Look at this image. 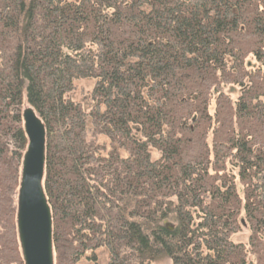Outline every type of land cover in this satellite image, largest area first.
<instances>
[{
    "label": "trees",
    "instance_id": "obj_1",
    "mask_svg": "<svg viewBox=\"0 0 264 264\" xmlns=\"http://www.w3.org/2000/svg\"><path fill=\"white\" fill-rule=\"evenodd\" d=\"M25 105L54 264H264V0H0V264Z\"/></svg>",
    "mask_w": 264,
    "mask_h": 264
},
{
    "label": "water",
    "instance_id": "obj_2",
    "mask_svg": "<svg viewBox=\"0 0 264 264\" xmlns=\"http://www.w3.org/2000/svg\"><path fill=\"white\" fill-rule=\"evenodd\" d=\"M22 117L28 144L22 158L16 200L20 252L24 264H54L52 218L42 189L45 129L30 109Z\"/></svg>",
    "mask_w": 264,
    "mask_h": 264
},
{
    "label": "rangeland",
    "instance_id": "obj_3",
    "mask_svg": "<svg viewBox=\"0 0 264 264\" xmlns=\"http://www.w3.org/2000/svg\"><path fill=\"white\" fill-rule=\"evenodd\" d=\"M250 62H253V60H250ZM92 85H93V82L92 80H80V81H77L74 85V89L73 91L69 94V97L73 100V101H76L84 106L89 105L88 103V95L91 91V88H92ZM226 93H229L230 96L235 99L236 98V95L238 93V91L234 88V89H228L226 88L225 89ZM25 107H28L25 105ZM212 109V108H211ZM248 230L243 228L242 231L238 234H236L234 237H233V240L235 242H239V243H243V244H247V239H248ZM98 255H97V263L96 264H104L107 260V256H106V253L101 250L99 252H97ZM83 264V263H82ZM85 264V263H84ZM91 264H95V263H92ZM155 264H168L167 262H162V263H155Z\"/></svg>",
    "mask_w": 264,
    "mask_h": 264
},
{
    "label": "bare ground",
    "instance_id": "obj_4",
    "mask_svg": "<svg viewBox=\"0 0 264 264\" xmlns=\"http://www.w3.org/2000/svg\"><path fill=\"white\" fill-rule=\"evenodd\" d=\"M27 109H30L33 113H34V115L38 118V116L36 115V113L34 112V110L32 109V108H30V107H25L24 108V110H23V112L25 111V110H27ZM23 114V113H22ZM39 119V118H38ZM40 120V119H39ZM22 121H23V117H22ZM41 121V120H40ZM42 123V122H41ZM23 129H24V121H23ZM45 129V128H44ZM25 133V132H24ZM25 136H26V134H25ZM45 136H46V132H45ZM45 136H44V146H45ZM26 138H27V136H26ZM27 144H28V139H27ZM27 147V146H26ZM26 150V149H25ZM25 153V152H24ZM24 155V154H23ZM23 158V157H22ZM21 163H22V160H21ZM20 171H21V168H20ZM43 176H44V174H43ZM19 182H20V175H19ZM18 187H19V184H18ZM42 189H43V185H42ZM43 192H44V190H43ZM45 195V194H44ZM46 197V196H45ZM47 200V199H46ZM48 204V203H47ZM49 206V205H48ZM16 207H17V203H16ZM16 212H17V208H16ZM15 223H16V215H15ZM168 226V225H167ZM168 228L171 230V227H169L168 226ZM16 232H17V228H16ZM17 238H18V236H17ZM19 243V242H18ZM52 250H53V248H52Z\"/></svg>",
    "mask_w": 264,
    "mask_h": 264
}]
</instances>
